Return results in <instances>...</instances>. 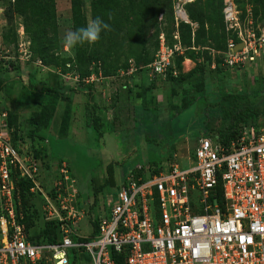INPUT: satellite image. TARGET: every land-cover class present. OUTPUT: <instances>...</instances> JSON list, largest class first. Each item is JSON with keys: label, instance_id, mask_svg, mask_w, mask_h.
Listing matches in <instances>:
<instances>
[{"label": "rangeland", "instance_id": "374dc122", "mask_svg": "<svg viewBox=\"0 0 264 264\" xmlns=\"http://www.w3.org/2000/svg\"><path fill=\"white\" fill-rule=\"evenodd\" d=\"M168 1L157 0L154 12L151 15L147 11L146 17L119 14L120 11L109 21L100 17L110 25V30L101 32L100 39L107 42L103 36L108 32L105 36L111 38L113 46L99 45L100 40L90 45L83 65L77 61L76 46L70 50L64 47L65 34L74 31L72 0H52L38 16L32 11L31 18L24 16L28 9L32 10V1L20 6L22 16L18 15V6L0 2V109L8 112L11 130L18 131L21 154L33 155L40 163L44 184L49 186L59 174L60 166H67L89 209L88 218L81 226L85 236L93 233L89 222L97 223L116 204L117 187L124 175L139 165L163 159L165 145L171 146L166 156L176 153L180 164L188 166L187 158L196 144L191 136L198 133L206 136L209 128L215 132L221 128V120H207L208 110L215 107L220 94L251 93L250 102L264 100V54L255 64L229 69L218 53L225 49L227 41L222 15L224 0H186L184 8L189 18L193 8L205 22L202 25L191 19L196 24L194 28L189 26L191 31L181 28L184 24L176 25L174 6L179 0H171L170 12ZM235 1L244 34L252 28L257 32L264 26V0ZM93 7L92 0L85 2L87 23L96 19ZM51 8L55 11L54 20L48 19ZM37 28L49 36L50 47L33 41ZM177 34L190 48L179 57L180 80L162 81L150 76L148 66L156 58L161 39L174 44ZM233 36L237 38L236 33ZM42 49L49 50L39 54ZM213 62L215 69L211 67ZM19 77L28 88L21 85ZM107 78L116 79L119 85L114 91L113 103L131 100L142 108H152L147 118L141 111L125 117L121 111L113 110L115 114L109 121L105 109L79 112L75 107L70 137H58L59 131L51 134L56 113L46 126L49 112L33 91L59 88L68 93L70 89L79 88L86 91L83 98L79 97L83 102L88 101L90 92ZM255 127H264V117ZM37 130L48 134L47 145L45 140L33 139L31 134ZM145 130L152 138L149 143L144 141ZM2 198L0 195V211L3 210ZM16 198L17 202L13 197L14 205L21 209L28 200L22 214L32 222V234L43 231L47 222L41 197L18 193ZM76 259L77 264H93L91 257L83 252H77Z\"/></svg>", "mask_w": 264, "mask_h": 264}, {"label": "built area", "instance_id": "2783aa9c", "mask_svg": "<svg viewBox=\"0 0 264 264\" xmlns=\"http://www.w3.org/2000/svg\"><path fill=\"white\" fill-rule=\"evenodd\" d=\"M185 4L179 0L174 6L176 25L194 28ZM239 13L235 0H224L227 41L218 53L229 69L255 64L264 54V26L244 34ZM187 49L179 34L174 44L162 38L150 76L179 78L177 59ZM8 118L0 109V264H71L77 252L93 264H264V127L247 126L226 145L200 137L187 167L177 155L166 156L158 167L137 166L90 239L81 233L89 209L67 166L44 184L35 156L13 145ZM12 172L41 197L45 221L58 226L55 243L29 238L24 217L16 213Z\"/></svg>", "mask_w": 264, "mask_h": 264}, {"label": "trees", "instance_id": "16d2710c", "mask_svg": "<svg viewBox=\"0 0 264 264\" xmlns=\"http://www.w3.org/2000/svg\"><path fill=\"white\" fill-rule=\"evenodd\" d=\"M27 1H32L31 3L33 6L31 7L32 10L28 9L25 12L24 17L31 18L33 13L35 14V16H38L41 10L45 9L46 7H49L52 0H14V2L13 0H0V2L10 7L18 6L19 9H16V10L18 11V15H21V16L23 14L20 10V6ZM86 1H89V0H72L74 31H76L79 28L86 27L88 25L87 17H86L85 9H84V5ZM156 1L157 0H92L93 6H94L93 14L96 18L101 17L102 19H106L108 21L112 19V17H114L116 14H118L119 11H120L119 14L130 13L129 15H136L137 18L146 17L147 11L151 15L154 12L155 7L157 5L155 4ZM167 7L169 8V12H170L172 10L171 0L167 2ZM191 14H192L191 19L193 21H196V22L199 21L202 23V25H204L205 22H204L203 17L200 14H195L193 11V8L191 10ZM48 19L49 20L55 19L54 8H51V13H49ZM184 25H182L181 28L191 31L189 25L187 26H184ZM38 26L40 25L38 24ZM37 29H38L37 30L38 32L35 33V35L33 36V41L35 43L42 42L44 46L50 47L49 44H51V42L49 41V36H46L44 33L42 34V32H40L41 28H37ZM107 33L108 32H105V35H107ZM105 35L103 37L104 39H106L107 42H104L103 40L99 39L100 40L99 45H103V43H108L113 46L111 38ZM180 39H181V36H180ZM181 43L185 48H188L186 50L187 52L190 48L186 47L183 44L182 39H181ZM89 48H90V45L87 43L76 45V56H77V61L80 65L81 64L83 65L86 63V60H87L86 55L88 54ZM48 50L49 49H42L39 51V54L46 53ZM180 58L177 59L179 68H180V65H179ZM139 63L148 64L147 62H139ZM180 78L181 76L177 79L170 78L169 81H172V82L179 81ZM19 81L23 87L28 88L24 85V82L22 81L21 77H19ZM1 89H2V85H0V90ZM76 90L77 88H73V89H70V91L67 93L65 89H59V88H43L39 92H34L32 89L33 93H36V95L41 99V105H43L44 109L48 110L49 112L48 121L45 123L46 126L53 119L57 111L58 105L61 102H65L66 106H65L64 113H63L62 120H61L60 127H59L58 137L60 138H69L71 135L70 129H71V125L73 122V115L75 112V104H74V100L72 97V93ZM251 95H252L251 93L233 94V93H228V92H223L222 94H220V99L215 105V107L209 108L208 114H207V120L210 122L211 119L213 120L219 119L222 121V125H221V128L217 130L216 132L214 131L213 128H209L208 132H206V137H210L213 140L226 145L230 141L234 140L242 132V130L245 127L256 126L259 123V121L263 119L264 117V100H259L257 103H252L250 102ZM122 110L123 109H118V111H121L122 114L129 115L130 113L132 114L134 110V106L127 105L126 110H124L126 111L125 113H123ZM145 110L147 109L145 108L144 112ZM153 112L155 113L154 110ZM143 116L145 118L147 116V113L145 114L143 113ZM136 119H137V115H136ZM8 127H9V130L12 131L10 128V124H9V118H8ZM144 133H147L146 130L144 131ZM203 134L204 133H198V134L192 135L191 138L197 141L200 137L203 136ZM47 135L48 134L45 132V130H37L31 134L33 139L38 138V139L45 140V141H47ZM147 135L150 136L149 133H147ZM10 136H11L13 145L16 148H19V144H21L20 143L21 141H20V136L18 135V131L14 130V132L13 131L10 132ZM161 163H162V159L157 162L150 163L149 165L153 167H158ZM157 171L158 170L156 168V172ZM12 175L14 176V184H15V189H16V192L14 194V199L16 202L18 201V199L16 198L18 193H20V195L22 196L26 194H28L29 196L31 195L35 196L34 194L30 192V188L32 184L29 181L17 180L15 178V172H12ZM25 204H28V200H25L24 207H22V209L21 208L16 209V212L18 213V217L19 215H22L25 217V215L22 214L23 211L25 212V209H27L26 208L27 205ZM27 220L29 219L25 218L23 219L22 222L25 223L28 236L33 242L41 244V243H55L57 241L58 226L56 223H45V228L43 231L32 234L31 232L32 222H29ZM90 225L94 227V232L90 233L89 236L87 237L92 239L93 237L96 236L97 225L96 223H94L93 225L90 223ZM76 258H77L76 255L72 257L71 264H77Z\"/></svg>", "mask_w": 264, "mask_h": 264}, {"label": "crops", "instance_id": "0c3cea01", "mask_svg": "<svg viewBox=\"0 0 264 264\" xmlns=\"http://www.w3.org/2000/svg\"><path fill=\"white\" fill-rule=\"evenodd\" d=\"M115 81H116V79L114 80V78H112V79H110V78L108 79L107 78L103 82H100V84H97L95 86V89L92 92H90V99L88 101L85 100L83 102L80 101L79 97L85 96L86 95L85 94L86 91L77 88V90L72 93V97H73L74 104H75V107H76L77 111H79V112L82 111V110L97 111V110L105 109L107 111L106 114H107L108 120L110 121L111 118H112V115L115 114V112H112L113 110L114 111H116L118 109L125 110V107L127 105H133L134 106V110H133L132 114L131 113L129 115L123 114V116H125V117L126 116H133V115H135V113L137 111H141L142 113L145 114V113H149L152 110V108H149V109L146 108L147 110H145V112H144V109L145 108H142L141 105L139 106L137 104H134V102H132L131 100L130 101H124L123 103H119V104H116L115 102L113 103L114 91H117V88L116 87L119 86V85L116 84ZM65 106H66L65 103H60L58 105L57 111H56V117H55V120H54V123H55L54 124V129L52 130L51 134L56 135V132L58 133V131H59V125H60L59 123H61ZM115 118H116V116H115ZM151 140H152V138L150 136H148L147 133H144V141L146 143H149ZM42 143L43 142L40 143L41 146L43 145L42 147H45V145L42 144ZM44 143H46V145H47V141H44ZM162 150H163L162 151V155L165 158L166 157V154L167 153L170 154V152H171V146H170V144L165 145V148H163ZM176 155L177 154L174 153L173 155H168V156H171V157L174 158ZM126 175H124V177H123L124 179H125V176ZM109 177L111 178V176H109ZM124 179H123V181H124ZM111 181H113V180H111ZM107 182H109V181L107 180ZM122 182L121 181L119 182L117 188H119V186L121 185ZM108 213L109 212L106 211V214H108Z\"/></svg>", "mask_w": 264, "mask_h": 264}, {"label": "clouds", "instance_id": "9594fccd", "mask_svg": "<svg viewBox=\"0 0 264 264\" xmlns=\"http://www.w3.org/2000/svg\"><path fill=\"white\" fill-rule=\"evenodd\" d=\"M103 30H110V25L97 17L95 20L90 21L86 27L67 32L64 38V47L66 50H70L78 44H95L99 41Z\"/></svg>", "mask_w": 264, "mask_h": 264}, {"label": "water", "instance_id": "95a60500", "mask_svg": "<svg viewBox=\"0 0 264 264\" xmlns=\"http://www.w3.org/2000/svg\"><path fill=\"white\" fill-rule=\"evenodd\" d=\"M181 1H186V0H181ZM242 47H243V44H240V45L237 47L236 50H239V49H241Z\"/></svg>", "mask_w": 264, "mask_h": 264}]
</instances>
